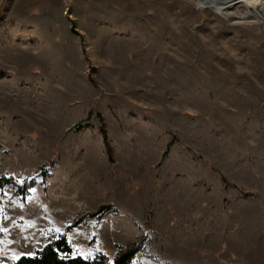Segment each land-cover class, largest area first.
<instances>
[{
    "label": "rangeland",
    "instance_id": "1",
    "mask_svg": "<svg viewBox=\"0 0 264 264\" xmlns=\"http://www.w3.org/2000/svg\"><path fill=\"white\" fill-rule=\"evenodd\" d=\"M203 1L0 0V264H264V19Z\"/></svg>",
    "mask_w": 264,
    "mask_h": 264
},
{
    "label": "trees",
    "instance_id": "2",
    "mask_svg": "<svg viewBox=\"0 0 264 264\" xmlns=\"http://www.w3.org/2000/svg\"><path fill=\"white\" fill-rule=\"evenodd\" d=\"M70 248L64 238L47 245L41 252L33 257H23L15 264H110L102 255L95 258L83 259L80 256L60 257L59 253H69ZM134 255V249L120 250L112 264H131Z\"/></svg>",
    "mask_w": 264,
    "mask_h": 264
},
{
    "label": "water",
    "instance_id": "3",
    "mask_svg": "<svg viewBox=\"0 0 264 264\" xmlns=\"http://www.w3.org/2000/svg\"><path fill=\"white\" fill-rule=\"evenodd\" d=\"M236 2V3H235ZM238 4L239 0H207L202 2V5L206 6L207 8L214 11L215 13H217L218 15L221 16V11H223L224 9H226L228 7V5H233V4ZM198 7H201L200 5H198Z\"/></svg>",
    "mask_w": 264,
    "mask_h": 264
},
{
    "label": "bare ground",
    "instance_id": "4",
    "mask_svg": "<svg viewBox=\"0 0 264 264\" xmlns=\"http://www.w3.org/2000/svg\"><path fill=\"white\" fill-rule=\"evenodd\" d=\"M201 1H203V0H201ZM241 2L244 3V5L246 7L251 9L255 14L258 13L259 17H263V19H264V3L255 2L252 0H241ZM235 3L233 4V6L240 4V1L238 4H235ZM228 6H232V4L228 5Z\"/></svg>",
    "mask_w": 264,
    "mask_h": 264
}]
</instances>
